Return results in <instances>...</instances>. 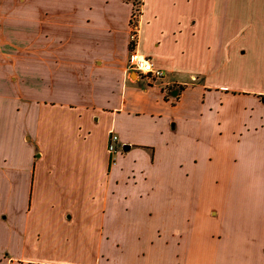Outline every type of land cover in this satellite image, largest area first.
Wrapping results in <instances>:
<instances>
[{"label": "crops", "instance_id": "obj_1", "mask_svg": "<svg viewBox=\"0 0 264 264\" xmlns=\"http://www.w3.org/2000/svg\"><path fill=\"white\" fill-rule=\"evenodd\" d=\"M0 264H264V0H0Z\"/></svg>", "mask_w": 264, "mask_h": 264}, {"label": "built area", "instance_id": "obj_2", "mask_svg": "<svg viewBox=\"0 0 264 264\" xmlns=\"http://www.w3.org/2000/svg\"><path fill=\"white\" fill-rule=\"evenodd\" d=\"M132 34L131 39H134L136 31H133ZM128 67L129 69L136 71L140 77L147 79L149 83L161 79L164 75V70L154 66L148 57L136 51L135 46H133L130 50ZM117 143L118 135L114 131L110 130L107 141V151L110 155L118 151ZM112 160L114 159L112 158Z\"/></svg>", "mask_w": 264, "mask_h": 264}, {"label": "rangeland", "instance_id": "obj_3", "mask_svg": "<svg viewBox=\"0 0 264 264\" xmlns=\"http://www.w3.org/2000/svg\"><path fill=\"white\" fill-rule=\"evenodd\" d=\"M135 8H137L136 5L134 6V9H135ZM135 13H137V12L135 11ZM134 16H135V15H133L132 20H131V33H130L131 35H133V34H132L133 31H135V24H136L135 19H136V18H135ZM131 35H130V36H131ZM131 38H132V37H131ZM131 38H130V40H132L133 45H134V44H135V41H136V35L134 36V39H131ZM133 76L135 77L136 75L133 74Z\"/></svg>", "mask_w": 264, "mask_h": 264}, {"label": "trees", "instance_id": "obj_4", "mask_svg": "<svg viewBox=\"0 0 264 264\" xmlns=\"http://www.w3.org/2000/svg\"><path fill=\"white\" fill-rule=\"evenodd\" d=\"M135 11L137 12V13H135ZM138 13H139V8L137 7V8H135L133 11H132V17H133V15H135L134 17L136 18L137 16H138ZM132 20V19H131ZM133 48V42H132V40H130L129 41V49L131 50Z\"/></svg>", "mask_w": 264, "mask_h": 264}, {"label": "water", "instance_id": "obj_5", "mask_svg": "<svg viewBox=\"0 0 264 264\" xmlns=\"http://www.w3.org/2000/svg\"><path fill=\"white\" fill-rule=\"evenodd\" d=\"M126 147H128V146H126Z\"/></svg>", "mask_w": 264, "mask_h": 264}]
</instances>
